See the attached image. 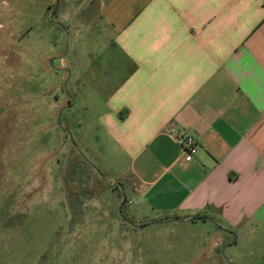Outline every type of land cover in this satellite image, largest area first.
<instances>
[{"label":"crops","instance_id":"crops-1","mask_svg":"<svg viewBox=\"0 0 264 264\" xmlns=\"http://www.w3.org/2000/svg\"><path fill=\"white\" fill-rule=\"evenodd\" d=\"M94 2L107 42L103 84L89 79L105 96L99 171L133 181L120 188L129 220L209 217L201 255L239 244L241 263L264 264V0ZM172 130L198 141L193 162Z\"/></svg>","mask_w":264,"mask_h":264},{"label":"rangeland","instance_id":"rangeland-1","mask_svg":"<svg viewBox=\"0 0 264 264\" xmlns=\"http://www.w3.org/2000/svg\"><path fill=\"white\" fill-rule=\"evenodd\" d=\"M55 2L0 0V264H243L239 244L201 255L210 222L139 228L122 217L120 188L133 181L99 172V9L60 0L63 30Z\"/></svg>","mask_w":264,"mask_h":264},{"label":"built area","instance_id":"built-area-1","mask_svg":"<svg viewBox=\"0 0 264 264\" xmlns=\"http://www.w3.org/2000/svg\"><path fill=\"white\" fill-rule=\"evenodd\" d=\"M170 135L175 139L176 144L181 150L182 161L185 163L193 162L196 158L200 145L196 138L189 133H176L171 131Z\"/></svg>","mask_w":264,"mask_h":264},{"label":"water","instance_id":"water-1","mask_svg":"<svg viewBox=\"0 0 264 264\" xmlns=\"http://www.w3.org/2000/svg\"><path fill=\"white\" fill-rule=\"evenodd\" d=\"M59 3H60V0H56L55 5H54V7H53V9H52V11H51V19H52L53 21H54V16H55V13H56V11H57V9H58ZM54 22H55L60 28H62L63 30H66L65 26H64L61 22H59V21H54ZM122 208H123V206L120 207V213H121L122 217L124 218ZM124 219H125V221H126L128 224H130V225H132V226H134V227H137V226H136L131 220L126 219V218H124ZM198 219H204V220L209 221V222L213 223L214 225L218 226V225L214 222V220L211 219V218H209V217L196 218V219H194V220H198ZM174 221L181 222L180 220H174ZM168 222H171V221H168ZM154 223H162V222H161V221H157V222H154ZM146 226H148V224L142 225V226H140L139 228H144V227H146ZM221 229H222V230H225V229H223V228H221ZM225 231H227V230H225ZM235 239H236V236H235ZM235 241H236V240H235ZM235 241L233 242V244L235 243ZM227 248H228V245H225V246L222 248V251H221V253H223L222 255H225V254H226L225 251H226Z\"/></svg>","mask_w":264,"mask_h":264},{"label":"trees","instance_id":"trees-1","mask_svg":"<svg viewBox=\"0 0 264 264\" xmlns=\"http://www.w3.org/2000/svg\"><path fill=\"white\" fill-rule=\"evenodd\" d=\"M83 161L84 162H86V163H89V162H87L85 159H83ZM100 172V171H99ZM100 176H101V178L102 179H104L105 180V176L100 172ZM73 188V187H72ZM74 189H75V187H74ZM73 191V190H72ZM76 191V190H75ZM91 194L92 195H94L95 194V191H91ZM126 205H127V203H126V201H125V203H124V205H123V215H124V209H125V207H126ZM126 217V216H125ZM176 218H180V217H176Z\"/></svg>","mask_w":264,"mask_h":264},{"label":"flooded vegetation","instance_id":"flooded-vegetation-1","mask_svg":"<svg viewBox=\"0 0 264 264\" xmlns=\"http://www.w3.org/2000/svg\"><path fill=\"white\" fill-rule=\"evenodd\" d=\"M54 22V21H53Z\"/></svg>","mask_w":264,"mask_h":264}]
</instances>
